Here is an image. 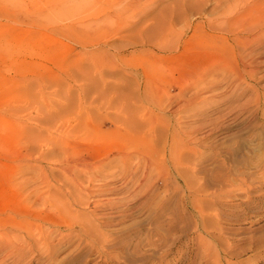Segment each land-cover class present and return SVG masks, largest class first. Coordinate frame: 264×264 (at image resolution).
<instances>
[{"label": "rangeland", "instance_id": "1", "mask_svg": "<svg viewBox=\"0 0 264 264\" xmlns=\"http://www.w3.org/2000/svg\"><path fill=\"white\" fill-rule=\"evenodd\" d=\"M134 1L0 0V264H264V47L200 80L157 30L214 3Z\"/></svg>", "mask_w": 264, "mask_h": 264}, {"label": "bare ground", "instance_id": "2", "mask_svg": "<svg viewBox=\"0 0 264 264\" xmlns=\"http://www.w3.org/2000/svg\"><path fill=\"white\" fill-rule=\"evenodd\" d=\"M124 1V0H123ZM197 3H195L192 7H194L193 9H196L197 11L201 10V7L204 6V4L208 3V1H212L214 3V7H213V12H221L220 15H212L211 17H208L204 20H200V21H194L192 22V20L185 18V27H184V32H181L180 34H178L176 32V26L175 24L179 23L178 19L180 17H174V16H170V18H168V20L166 22L161 23V25H158V30L159 34H157L160 38V42L157 41L155 43L157 46V51H155L154 56L159 58L160 60H162L161 58H164L163 55L160 54V52H166V51H170L173 53L178 52V54H173V55H179V56H183L185 55V53L187 51H202L207 49V48H215L216 54L218 53L217 49H221L224 50V54L222 56H218L221 58L217 59V63L213 64L214 61L212 62V60H200L197 61L196 64V70H195V74L197 75V77L201 80L202 77L204 76V72L206 69L210 68V66H216L220 65V63L222 64V66H236L239 67L241 66L242 68H250L249 69V73L251 71V73L254 72V69L256 70V68L254 67V65H251L252 63L255 62H259L258 58L260 57L262 52H258L259 50L261 51V49H263L264 47V0H195ZM136 2V3H135ZM140 0H135L133 3L137 4L139 3ZM103 3V2H102ZM106 4V3H105ZM108 4V3H107ZM112 4V3H111ZM140 4V3H139ZM209 4V3H208ZM127 5V4H126ZM134 5V4H133ZM132 5V6H133ZM107 6V5H106ZM121 6V5H120ZM123 6V5H122ZM137 6V5H135ZM139 6V5H138ZM191 7V6H190ZM189 7V8H190ZM128 8V7H127ZM130 8V7H129ZM139 8V7H137ZM184 8V7H183ZM133 9V8H132ZM127 10V9H125ZM138 10V9H135ZM134 10V11H135ZM195 10V11H196ZM217 10V11H216ZM221 10V11H220ZM121 11L124 13V10L121 9ZM128 14V13H127ZM179 14V13H178ZM196 14V13H195ZM122 15V14H121ZM115 16V15H114ZM124 16V15H123ZM132 16V15H131ZM182 16V15H181ZM120 17V16H118ZM117 17V18H118ZM175 18H177L178 20H176ZM143 20V19H142ZM176 21H178L176 23ZM182 21V22H183ZM125 23V22H124ZM159 24V23H158ZM128 25V24H127ZM157 25V23H156ZM107 26V25H106ZM156 28V27H155ZM107 29V28H106ZM178 30V29H177ZM155 31V30H154ZM153 35V34H152ZM155 36V34H154ZM150 38V37H149ZM151 39V38H150ZM156 40L158 39L157 37L155 38ZM154 42V41H153ZM134 43V42H132ZM138 43V42H137ZM136 43V44H137ZM152 43V42H151ZM130 44V43H129ZM141 44V43H140ZM147 44V43H146ZM109 45V44H108ZM145 45V44H144ZM143 45V46H144ZM118 46V45H117ZM134 46V45H133ZM150 46V45H148ZM154 46V45H153ZM135 47V46H134ZM119 48V47H118ZM151 48V47H150ZM156 48V47H155ZM217 48V49H216ZM150 50V49H149ZM208 50V49H207ZM209 51V50H208ZM207 51V52H208ZM154 52L153 50H150V53ZM206 52V50H205ZM204 53V52H203ZM211 53V52H209ZM171 54V55H172ZM188 54V53H186ZM193 54V53H192ZM191 54V55H192ZM199 54V53H198ZM213 54V51L211 54L209 55H216ZM170 55V57H171ZM172 55V56H173ZM194 55L198 56L197 54ZM193 55V56H194ZM207 55V53H206ZM218 55V54H217ZM216 55V56H217ZM152 56V54L150 55ZM202 59L201 54L199 55ZM184 57V56H183ZM187 57V56H185ZM189 57V55H188ZM195 57V56H194ZM199 57V58H200ZM153 58V57H152ZM172 58H175L174 56ZM207 58V57H206ZM151 59V58H150ZM154 59V58H153ZM167 59V58H165ZM164 59V60H165ZM168 59L170 60V58L168 57ZM186 59V58H185ZM197 59V58H195ZM205 59V58H204ZM216 59V58H215ZM158 60V59H156ZM192 60V59H191ZM147 61V60H146ZM130 62V61H129ZM133 62V61H132ZM153 62V61H152ZM156 62V61H155ZM158 62V61H157ZM160 62V61H159ZM194 62V61H193ZM151 62H149L150 64ZM167 63V62H166ZM144 64V63H143ZM142 64V66H143ZM146 64V63H145ZM152 64V63H151ZM150 64V65H151ZM156 64V63H155ZM162 64V63H161ZM153 65V64H152ZM170 65V63H169ZM133 66V65H132ZM231 67V68H232ZM221 68V67H220ZM148 69V68H147ZM151 69V68H150ZM215 69V68H214ZM219 69V68H218ZM238 69V68H237ZM146 70V69H145ZM216 70V69H215ZM234 70V69H233ZM257 71V70H256ZM255 71V72H256ZM236 72V71H235ZM238 77H240V75H236ZM235 76V77H236ZM197 78V79H198ZM191 80V79H190ZM171 81V80H170ZM193 81V80H192ZM197 81V80H196ZM199 81V80H198ZM186 82V81H185ZM149 83V82H148ZM164 83V82H163ZM169 83V82H168ZM167 83V84H168ZM193 83V82H192ZM151 84V82H150ZM162 84V83H161ZM159 85V83H158ZM183 85V84H182ZM149 86V84H148ZM152 87V86H151ZM150 87V88H151ZM156 87V86H154ZM184 87V86H183ZM153 88V87H152ZM158 88V86H157ZM204 89V88H203ZM200 90V89H199ZM204 91V90H203ZM197 93V92H196ZM199 93V92H198ZM194 95V94H193ZM197 95V94H196ZM185 100V98H184ZM190 100V99H189ZM191 101V100H190ZM189 101V102H190ZM129 134V133H128ZM146 134V132H145ZM148 135V132H147ZM87 137V134L85 135ZM146 136V135H145ZM151 136V135H150ZM139 139V137L135 136V138L133 137V143L134 141L136 142L137 139ZM141 138V136H140ZM127 139V138H126ZM147 139L146 138V143H147ZM141 140V139H140ZM142 140H144V138L142 137ZM149 140V139H148ZM128 141V139L126 140V142ZM130 142V141H129ZM128 142V143H129ZM139 142V140H138ZM149 142V141H148ZM132 145L135 146L134 150L136 151V147L139 145L141 146V144H143V142L140 144L138 143V145L136 146L135 143ZM145 144V143H144ZM143 144V145H144ZM143 145L141 147H143ZM127 146L129 147L130 145L127 144ZM132 147V146H130ZM141 147L139 149H141ZM133 148V147H132ZM145 148V147H144ZM146 149V148H145ZM142 150V149H141ZM140 150V151H141ZM134 151V152H135ZM139 151V150H137ZM144 151V150H142ZM145 152V151H144ZM122 153V152H121ZM128 153V152H127ZM133 153V152H131ZM140 153V156H142L141 152H135L134 154H122L121 157L126 160L129 159L130 157L134 156H138ZM147 156V155H145ZM145 156H142V158L144 159ZM133 158V157H132ZM150 158V157H148ZM84 159V158H83ZM138 159L141 160L138 156ZM63 160V159H62ZM148 160V159H147ZM146 159H144L145 165H150L151 163H149V161H147ZM150 160V159H149ZM64 161V160H63ZM62 161V162H63ZM81 161V160H80ZM85 161V159H84ZM67 162V161H66ZM87 162V160H86ZM85 162V163H86ZM90 162V161H89ZM92 162V161H91ZM140 162V161H139ZM153 162V160L151 161ZM69 163V162H68ZM84 163V162H82ZM93 163V162H92ZM62 164V163H61ZM70 164V163H69ZM81 164V163H80ZM65 165V164H63ZM68 165V164H67ZM74 165V164H71ZM70 165V166H71ZM83 165V169L79 168L80 170H86L87 168H89V171L91 170L90 168H96V167H90L92 166L91 164H82ZM98 165V164H97ZM101 165V164H100ZM78 166V165H77ZM81 166V165H80ZM143 166V165H142ZM69 167V166H68ZM79 167V166H78ZM153 167V165L151 166ZM86 168V169H84ZM100 168V167H99ZM143 168V167H142ZM147 168V167H146ZM150 168V167H148ZM147 168V169H148ZM98 171V168H96ZM64 170V169H63ZM67 170V169H65ZM73 170V167L70 171ZM75 170V169H74ZM88 170V169H87ZM95 170V169H94ZM68 170V172H70ZM79 171V170H78ZM96 171V170H95ZM94 171V172H95ZM145 171V169H144ZM83 172V171H81ZM86 172V171H84ZM88 172V171H87ZM86 172V173H87ZM93 172V171H92ZM92 172L90 174H92ZM93 172V173H94ZM73 173L74 177H72V179L76 180V182H80L79 181V176H77L76 174ZM85 174V173H83ZM96 174H98V172H96ZM95 176V174L90 175L89 179H92V176ZM98 176V175H96ZM95 176V177H96ZM81 177V176H80ZM92 177V178H91ZM88 178V177H87ZM69 180V178H68ZM77 184V183H76ZM74 185V184H72ZM80 185V184H79ZM75 186V185H74ZM78 188L77 186L75 187V189ZM42 196V195H41ZM56 204V203H55ZM62 206V205H61ZM63 208V207H62ZM77 222V221H76ZM31 228V227H30ZM29 229V228H28ZM33 230V229H32ZM35 230V229H34ZM28 235L31 237L33 236L34 239L36 236H34V233L28 231ZM28 235H26L28 237ZM1 236V235H0ZM40 235H38L39 237ZM36 237V238H38ZM28 239V238H26ZM31 239V238H30ZM29 239V240H30ZM33 239V240H34ZM39 240V238H38ZM26 242V241H25ZM42 243V242H41ZM38 245H40V243L38 242ZM21 246V245H20ZM42 246V245H41Z\"/></svg>", "mask_w": 264, "mask_h": 264}]
</instances>
